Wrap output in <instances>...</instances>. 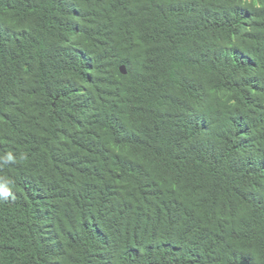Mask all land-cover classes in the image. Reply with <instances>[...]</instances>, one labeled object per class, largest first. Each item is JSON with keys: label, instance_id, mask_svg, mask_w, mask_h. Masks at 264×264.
Instances as JSON below:
<instances>
[{"label": "trees", "instance_id": "16d2710c", "mask_svg": "<svg viewBox=\"0 0 264 264\" xmlns=\"http://www.w3.org/2000/svg\"><path fill=\"white\" fill-rule=\"evenodd\" d=\"M0 179V264H264V7L0 0Z\"/></svg>", "mask_w": 264, "mask_h": 264}, {"label": "clouds", "instance_id": "9594fccd", "mask_svg": "<svg viewBox=\"0 0 264 264\" xmlns=\"http://www.w3.org/2000/svg\"><path fill=\"white\" fill-rule=\"evenodd\" d=\"M250 2L256 7H264V0H250ZM5 163L13 161L15 157L11 152L7 153L5 157L2 158ZM10 181L6 179H0V199L6 198L11 195Z\"/></svg>", "mask_w": 264, "mask_h": 264}, {"label": "water", "instance_id": "95a60500", "mask_svg": "<svg viewBox=\"0 0 264 264\" xmlns=\"http://www.w3.org/2000/svg\"><path fill=\"white\" fill-rule=\"evenodd\" d=\"M120 70H121V72L126 73L127 72L126 65L125 64H122L120 66ZM239 264H252V263L248 259H243L242 261H240Z\"/></svg>", "mask_w": 264, "mask_h": 264}]
</instances>
